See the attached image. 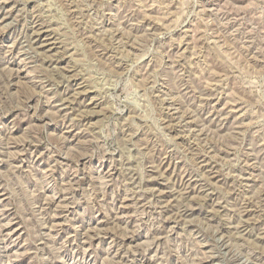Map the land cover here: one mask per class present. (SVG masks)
I'll return each instance as SVG.
<instances>
[{"label":"clouds","instance_id":"1","mask_svg":"<svg viewBox=\"0 0 264 264\" xmlns=\"http://www.w3.org/2000/svg\"><path fill=\"white\" fill-rule=\"evenodd\" d=\"M12 8L0 264H264V0H0V20ZM125 33L142 34L132 55Z\"/></svg>","mask_w":264,"mask_h":264},{"label":"rangeland","instance_id":"2","mask_svg":"<svg viewBox=\"0 0 264 264\" xmlns=\"http://www.w3.org/2000/svg\"><path fill=\"white\" fill-rule=\"evenodd\" d=\"M28 4L30 6L31 0H28ZM8 7H10V8L12 7L11 2L9 3ZM18 11H20L21 14H22V9L21 8H12L11 16H8L7 19L0 20V30L3 29V24L10 23L11 20L13 19V17L17 16V12ZM11 31H12V29L9 28L7 32H3V35L7 36L8 32H11ZM179 31H180L179 28H177L176 32L174 33V35H178ZM141 35L142 34H140V33H136V34L125 33L126 37L134 36V39L131 42H129L128 47L125 49L128 52L129 55L133 54V48L135 46V43L140 40ZM162 39H163V37H162ZM54 43H55V37L52 36L51 33L47 32V31L39 33V39L37 40V46H38V48H39L41 53H48L49 56H52L53 54H56L59 51V49L57 47H53ZM179 47H183L184 48V55L188 54V48L184 46V40L183 39L181 40V44H180ZM137 58L140 60L141 63H145L146 62V58H140L138 56V54H137ZM55 66L57 68L63 67L65 69H67L66 60L59 61L58 63H56ZM65 75H68L67 71H65ZM78 80H79V77L71 76L70 79H69V85L71 86L73 84H77ZM77 88H79L78 84H77ZM93 97H94V93L92 92L91 89H79V94L76 97L75 104L78 105L80 103H84V104L88 105L89 108H91V106L94 103V100L92 99ZM212 103L215 105V107L217 109L223 108L225 113L228 112V108L224 107V105L226 104L225 99L221 98L219 103H216L215 100H212ZM229 107H231L232 112H231L230 115H225L224 116L225 124H224V128L220 132L221 137H225L226 136L229 124L232 122V120H233V118L235 116L239 115V108H240L239 104L231 103L229 105ZM99 115H100L99 110H97L95 114L86 117V119L95 121L99 117ZM215 115L216 114L213 113V116H215ZM241 119L244 120L246 124L248 123V121L245 120L244 117H241ZM215 131H216L215 126H213L212 127V132H215ZM140 134H141L140 130H138L136 133H133L132 134L133 135V139L135 140L136 137L139 136ZM244 135H245V142H247L249 134L245 133ZM220 155H225V154L223 152H221ZM210 159H213V161H214L215 157H210ZM206 166L207 167H211L210 164L206 165ZM169 172H171V168L170 167H168V170L164 172V175H168ZM216 179H218V178L217 177L213 178V182L214 183H215ZM149 184L154 190H160L162 192V195H167V193L163 191V189L166 186L160 184L159 178L153 177V179L151 181H149ZM246 219H247V217H246ZM259 223L260 222L257 223V227L259 226ZM91 224H92V226H97L95 220H92ZM11 227L12 228H17V225L13 224ZM8 230L9 229H6L5 231H8ZM19 231L20 230L18 229V231L16 233L17 235L19 234ZM129 239H136V237L133 236V237H130ZM140 242L144 243L145 241H140ZM5 243H7V242H5ZM15 250L23 251V249H20L19 246H16ZM73 254L79 255L78 253H69V256H71ZM27 259H28V257L26 255L22 256V257H20V259H18L16 261V264H26Z\"/></svg>","mask_w":264,"mask_h":264}]
</instances>
